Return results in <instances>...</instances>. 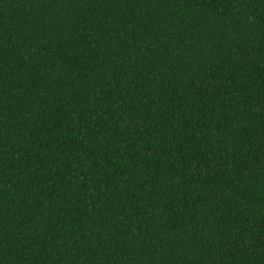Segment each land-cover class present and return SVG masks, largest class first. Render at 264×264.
Returning a JSON list of instances; mask_svg holds the SVG:
<instances>
[{
    "label": "trees",
    "instance_id": "trees-1",
    "mask_svg": "<svg viewBox=\"0 0 264 264\" xmlns=\"http://www.w3.org/2000/svg\"><path fill=\"white\" fill-rule=\"evenodd\" d=\"M0 264H264V0H0Z\"/></svg>",
    "mask_w": 264,
    "mask_h": 264
}]
</instances>
